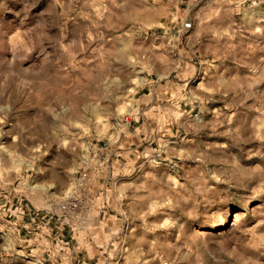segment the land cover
I'll list each match as a JSON object with an SVG mask.
<instances>
[{
	"label": "clouds",
	"instance_id": "clouds-1",
	"mask_svg": "<svg viewBox=\"0 0 264 264\" xmlns=\"http://www.w3.org/2000/svg\"><path fill=\"white\" fill-rule=\"evenodd\" d=\"M0 198V264H264V0H0Z\"/></svg>",
	"mask_w": 264,
	"mask_h": 264
},
{
	"label": "rangeland",
	"instance_id": "rangeland-1",
	"mask_svg": "<svg viewBox=\"0 0 264 264\" xmlns=\"http://www.w3.org/2000/svg\"><path fill=\"white\" fill-rule=\"evenodd\" d=\"M150 2H151V0H150ZM184 7H186V4L181 5V8H184ZM163 22L164 21L161 20V23H163ZM153 31L155 32V35L157 37H161L163 35V30L157 28L155 30L149 31L148 35L150 37L152 36ZM217 62H219V61H217ZM151 78L155 79V76H153ZM147 93H148V89L144 88L141 95H147ZM131 124H132L133 128L138 126L135 121H132ZM100 146L101 147L104 146L103 142H101ZM153 147H156V145L154 144ZM233 194H235L237 196H239V195H250V193H248L247 190H241V189H235L234 188L231 191L226 192L224 194V196H232ZM0 203L6 204V201H4L3 198H0ZM23 203H24V213H25L24 214V222L25 223H31L32 220L34 219L36 221V223L39 224V223H41L42 220H49L50 219L51 222L48 224V227L52 229V234L54 236L59 234L65 243H68L70 245L76 244V241H75L74 236H73V229L70 228L68 226V224H64L62 226L58 225V223H57V221L59 219L58 216L46 217L44 211L37 213L36 207L33 204H30L28 200H25ZM6 206L11 207L13 209V211H15V209L20 206V201L13 199L11 204H6ZM28 209H31L30 214L28 213ZM229 209H230V205L224 202V197L222 196L220 198V201L215 205V207L212 210L213 211L218 210V211L225 213L224 219H228ZM236 210H237L236 208H231L232 212H235ZM106 211H107L108 216L115 215V212L112 211L111 209H108ZM103 215H104V213H101V218H103ZM5 219L14 220L15 217L14 216H7ZM0 223H3V221H0ZM247 223L250 225L252 222L249 220ZM21 236L26 237V238H31L28 235V232L26 229L21 230ZM177 239H179V237H177ZM250 239H251V237H241V242H246L247 240H250ZM0 243H2V241H0ZM231 243L235 244L236 241H232ZM126 246H127V244H126ZM73 264H98V257H91L90 258V257H88L86 251H82L79 254V258L77 260L73 261ZM152 264H159V260L152 261Z\"/></svg>",
	"mask_w": 264,
	"mask_h": 264
}]
</instances>
